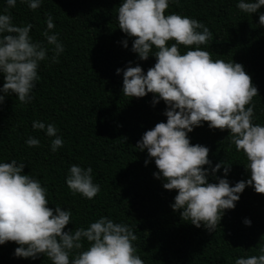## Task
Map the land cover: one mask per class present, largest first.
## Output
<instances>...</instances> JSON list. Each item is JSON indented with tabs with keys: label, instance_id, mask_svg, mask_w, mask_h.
Wrapping results in <instances>:
<instances>
[{
	"label": "trees",
	"instance_id": "16d2710c",
	"mask_svg": "<svg viewBox=\"0 0 264 264\" xmlns=\"http://www.w3.org/2000/svg\"><path fill=\"white\" fill-rule=\"evenodd\" d=\"M124 0H42L36 10L17 0L8 8L0 0V14H11L17 26L33 25V43L49 49L48 57L38 68L39 79L30 93L33 99L21 103L15 93L3 95L0 104V163L15 159L24 163V174L40 181L47 190L48 207L60 206L72 213L64 231L87 228L101 217L114 223L128 225L138 237L133 242L136 254L144 264H235L241 257L260 255L264 247V194L247 186L239 194L234 209L224 210L222 219L210 232L201 223L197 228L190 220L174 211L177 190H166L162 178L153 174L159 170L147 149L136 145L143 134L157 123L167 122V105L149 93L136 98L123 95V71L139 65L145 75L156 63L157 49L153 46L148 60H140L132 51L134 38L118 27V9ZM239 0H169L165 15L177 13L201 21L213 33L202 50L209 51L213 60L222 59L243 65L258 95L253 124L264 126V26L259 23L264 6L256 13L238 9ZM51 16L55 27L47 29L46 18ZM58 34L64 45L59 62L52 63L51 49L43 33ZM202 31V30H198ZM127 40V48L123 41ZM175 41H169L171 46ZM197 46L180 45L183 55ZM4 75L0 73V89ZM248 105L246 107H250ZM33 121L54 124L64 144L51 151V141L44 130L33 129ZM34 137L39 146L29 147L26 140ZM192 145L209 148L205 165L209 183L226 178L230 186L250 179L246 170L249 161L243 151L231 142L229 130L210 129L207 122L188 133ZM145 160H148L147 165ZM231 165L225 177L224 167L212 175L217 163ZM93 169V183L100 192L89 200L73 193L66 184L73 165ZM251 224L246 225L245 220ZM87 250L89 242L81 241ZM15 242L0 245V264H51L44 254L36 259L16 257ZM77 250L70 254V261Z\"/></svg>",
	"mask_w": 264,
	"mask_h": 264
},
{
	"label": "clouds",
	"instance_id": "9594fccd",
	"mask_svg": "<svg viewBox=\"0 0 264 264\" xmlns=\"http://www.w3.org/2000/svg\"><path fill=\"white\" fill-rule=\"evenodd\" d=\"M8 8H14L17 0H6ZM36 10L42 0H20ZM175 2V0H174ZM264 6V0H239L237 7L245 13H256ZM169 0H124L118 9V27L133 37L132 51L140 60H148L153 46L157 49L156 63L145 75L139 65L129 66L123 71V95L142 98L149 93L163 100L167 105L164 115L167 122H160L146 131L136 147L147 149L159 170L153 175L166 181V190H177L174 211H181V218L190 220L197 228L201 223L212 232L219 225L224 210L234 209L239 194L247 186L254 187L258 194H264V126L253 124L255 105L252 100L258 89L252 83L243 65L222 59L213 60L209 51L202 50L212 39L213 33L201 21L177 13L165 15ZM47 29L55 27L52 17L46 18ZM259 23L264 26V14ZM33 25L17 26L10 13L0 14V73L4 75L2 91L15 93L21 103H29L31 92L39 79L41 61L49 59L42 43H33L30 31ZM202 30V31H198ZM47 44L54 45L50 58L59 62L64 45L58 34L43 33ZM169 41H175L169 46ZM127 48V40L123 41ZM186 48L196 45L194 50L180 53L179 46ZM0 95V104L4 101ZM251 105L250 107H246ZM207 122L210 129H227L231 142L237 151H243L249 161L246 170L250 179L241 180L230 186L226 178L218 183L208 182L205 165L209 148L200 144L192 145L188 133L194 127ZM33 129L44 130L55 152L64 144L57 135L54 124L33 121ZM29 147H37L40 141L34 137L26 140ZM148 160H145L147 165ZM224 167L225 177L231 165L217 163L211 169L212 175ZM24 163L15 159L0 163V245L15 242L16 257L36 259L44 254L51 264H144L136 254L133 242L138 239L126 224L114 223L107 217L92 222L86 229L65 232L72 213L56 206L48 207L47 190L40 181L23 173ZM93 169L73 164L66 179L68 188L75 194L91 200L100 192V186L93 183ZM250 225V220H245ZM89 242L87 250L82 240ZM77 250L70 261V254ZM260 255L241 257L235 264H264V247Z\"/></svg>",
	"mask_w": 264,
	"mask_h": 264
}]
</instances>
